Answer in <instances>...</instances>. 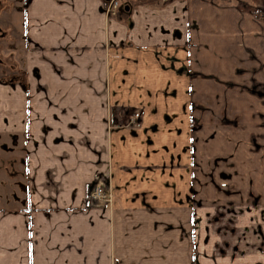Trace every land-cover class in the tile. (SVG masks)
Returning a JSON list of instances; mask_svg holds the SVG:
<instances>
[{
	"label": "crops",
	"instance_id": "0c3cea01",
	"mask_svg": "<svg viewBox=\"0 0 264 264\" xmlns=\"http://www.w3.org/2000/svg\"><path fill=\"white\" fill-rule=\"evenodd\" d=\"M22 6L0 264H264V0Z\"/></svg>",
	"mask_w": 264,
	"mask_h": 264
},
{
	"label": "rangeland",
	"instance_id": "374dc122",
	"mask_svg": "<svg viewBox=\"0 0 264 264\" xmlns=\"http://www.w3.org/2000/svg\"><path fill=\"white\" fill-rule=\"evenodd\" d=\"M18 3L19 6L14 9ZM18 3L15 0H0V79L3 80L7 79L8 76L11 79H19L21 74L22 65L19 61V52L17 48L12 47L14 34L13 28L9 24L11 21L10 13L11 17L17 15L21 17L22 15V0Z\"/></svg>",
	"mask_w": 264,
	"mask_h": 264
},
{
	"label": "built area",
	"instance_id": "2783aa9c",
	"mask_svg": "<svg viewBox=\"0 0 264 264\" xmlns=\"http://www.w3.org/2000/svg\"><path fill=\"white\" fill-rule=\"evenodd\" d=\"M117 6V0H109L105 4V8L107 11L112 10ZM138 112H134L130 118L131 121H134L138 117ZM89 197H94L98 200L107 201L109 199V192L105 187H102V184L95 182L90 188H89Z\"/></svg>",
	"mask_w": 264,
	"mask_h": 264
},
{
	"label": "trees",
	"instance_id": "16d2710c",
	"mask_svg": "<svg viewBox=\"0 0 264 264\" xmlns=\"http://www.w3.org/2000/svg\"><path fill=\"white\" fill-rule=\"evenodd\" d=\"M117 1H118V7L116 10V12H117L116 14L119 18L126 19L127 14H128V10H124L122 8V6L124 4L131 6L132 4H135V3H152V2H156L158 0H117ZM111 12H112V10L109 11V13H111Z\"/></svg>",
	"mask_w": 264,
	"mask_h": 264
},
{
	"label": "water",
	"instance_id": "95a60500",
	"mask_svg": "<svg viewBox=\"0 0 264 264\" xmlns=\"http://www.w3.org/2000/svg\"><path fill=\"white\" fill-rule=\"evenodd\" d=\"M105 1H108V0H105ZM123 8L127 9V8H128V6H127V5H124V6H123Z\"/></svg>",
	"mask_w": 264,
	"mask_h": 264
},
{
	"label": "flooded vegetation",
	"instance_id": "af4514ba",
	"mask_svg": "<svg viewBox=\"0 0 264 264\" xmlns=\"http://www.w3.org/2000/svg\"><path fill=\"white\" fill-rule=\"evenodd\" d=\"M16 8V6L14 7V9ZM1 29V28H0ZM4 34V33H3ZM2 81V78L0 79V82Z\"/></svg>",
	"mask_w": 264,
	"mask_h": 264
}]
</instances>
